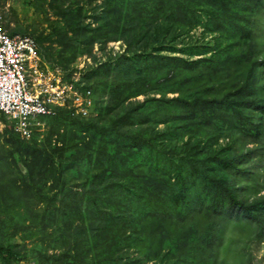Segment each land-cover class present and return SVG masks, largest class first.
I'll use <instances>...</instances> for the list:
<instances>
[{
  "label": "trees",
  "instance_id": "trees-1",
  "mask_svg": "<svg viewBox=\"0 0 264 264\" xmlns=\"http://www.w3.org/2000/svg\"><path fill=\"white\" fill-rule=\"evenodd\" d=\"M102 1L105 21L98 29L106 32L105 39L117 34L127 48L115 65L108 61L99 67L90 65L87 79L95 78L90 86L71 81L80 91L91 90L94 115H82L66 102L41 116L46 129L32 126L30 139L15 130L13 120L4 130L10 155L16 150L24 157L23 169L10 189L16 200L26 204L22 226L11 229V238L0 236V264H21L27 257L21 248L38 264H145L146 258L154 264H259L249 245L264 239V0H142L137 5L133 0ZM120 3L131 7L120 12ZM50 4L64 21L58 35L67 42L84 43V36L69 35L74 5L68 0ZM48 20L51 26L55 22ZM77 20L85 35L87 25ZM211 24L214 43L209 56L189 60L173 55L178 42L188 44L192 29ZM16 32L12 29L8 34ZM48 39L43 33L36 37L40 45ZM92 42L84 48L75 46L74 51H90ZM39 53L49 58L41 49ZM163 66L166 72L161 74ZM100 68L112 74L97 77ZM224 71L229 74L221 85L217 74ZM185 73L214 77L211 83L206 81L205 89L212 95L195 92L188 113L192 122L196 115L206 120L195 118L189 123L191 131L173 142L163 140L170 120L162 116L146 126L140 119L147 115L145 108L153 106L158 112L181 98L146 92L163 86L155 83L158 78L178 83ZM111 75L110 84L121 87L116 97L123 96L109 104L119 106L116 115L102 120V106L92 88L107 83ZM141 93L146 95L142 100L134 98ZM211 105L238 115L237 119L212 112ZM236 123L244 134L242 145L253 144L246 149L248 163L243 170L251 171L249 178L258 184L245 178L241 186L246 195L235 191L228 173L214 163L227 156L222 142L240 145L234 133L226 132L228 138L219 142V137L203 130V124H210L220 130L228 125L224 131H230ZM75 125L89 126L92 136L73 131L70 126ZM128 133L137 134V143H120ZM175 148L181 149V155ZM68 173L75 176L73 181L66 178ZM19 228L39 231L37 241L27 247L15 238ZM142 241L153 251L152 258L140 248ZM139 250L145 258L135 259Z\"/></svg>",
  "mask_w": 264,
  "mask_h": 264
},
{
  "label": "rangeland",
  "instance_id": "rangeland-1",
  "mask_svg": "<svg viewBox=\"0 0 264 264\" xmlns=\"http://www.w3.org/2000/svg\"><path fill=\"white\" fill-rule=\"evenodd\" d=\"M51 0H5L0 4L1 14L3 16L2 25L9 32L12 29H16V34L26 33L32 36L37 45V54L40 61V67L44 70L49 69L51 73V78L55 79V82L61 88L67 89L68 91H74V88L70 84V81L75 82L77 84H81L82 86H90L89 82H94V76L91 77V81L88 78V69H92L90 65H94L99 67L101 63L104 61H108L111 65H115L118 56L125 52L126 44L122 38H120L117 34H115L113 38L105 39L106 32L100 31L98 28L102 26V22L105 21V14L103 9H105L106 5H102V0H68L70 1L74 7L72 14V22L69 27V35H75L78 38L84 36V43H80L76 40H71V42H67L65 38L60 37L59 31L61 26L64 25V21L62 16L60 17L55 11V8L51 7ZM59 0H57L58 2ZM114 2H118L119 0H113ZM136 1L137 4H142V0H133ZM101 5L102 7H99ZM112 6V2H108V6ZM142 6V5H140ZM131 5L125 3L119 4L117 10L121 12V10L130 9ZM142 10L141 12H143ZM48 17V18H47ZM47 19V20H46ZM48 19H53L55 22L53 25H50ZM85 22L86 26V34L82 35L80 33L81 24H79L78 20ZM120 31V29H119ZM213 32L212 24L210 26L202 27L198 25L196 28L192 29L189 33V38L186 39L188 42L187 45L178 42L173 52V55L183 56L189 60H194L198 58H203L209 56L213 52ZM39 33H43L44 36H48V41H42L41 45L36 41V37L39 36ZM64 44H61L58 39ZM90 40H93L91 44L90 51H84L85 53H78L74 51V47L84 48V46L90 43ZM50 46L48 50L44 49L47 46ZM39 46V48H38ZM39 49L44 54L43 58L39 53ZM65 52V53H64ZM75 52V53H74ZM170 52L168 49L164 54ZM48 53V54H47ZM64 53V55H63ZM162 62V61H161ZM160 62V63H161ZM65 64L69 65V70H63V66ZM161 74L166 72V68L163 66L160 68ZM190 71V68H189ZM192 72V71H191ZM112 74L110 70L106 73L103 71V68H100L99 71H96L97 77L100 74ZM159 73V71H158ZM195 74V75H194ZM185 73L182 77V81L175 83L173 81L165 82L163 78H158V84H162L161 88L158 91L149 90L146 93L149 95H154L156 97H160L162 93L165 94V97H180V101L175 102L174 105H169L166 107H159L158 112H154L153 106H149L145 108L147 115L140 119L144 125L148 126L149 124H153L151 120H160L162 116H165L166 119L171 121V124L168 128H166V136L163 140L169 138L171 142L175 141L181 133L188 130L190 127L189 123H193L196 121L206 120L205 116L196 115L192 122V116H188L189 111L191 110V106L193 103L194 93L199 91L201 94H207V96H211L212 93H208L205 91L206 89V81L211 83V79L214 77L212 75L206 74L203 77H200L197 73ZM229 74L228 71H224L218 73V78L221 85L224 84L226 76ZM70 77V79L66 78V76ZM159 77V76H158ZM114 79V76L111 75L107 81V83H102L103 85L93 87V91L95 93V97L99 101L100 107L102 106L103 114L101 116L102 120H110L111 116H115L117 113V108L119 106H111L109 105L112 98L120 100L123 95L116 97V93L121 89V87H117L116 85L110 84ZM181 79V78H180ZM106 80V75L103 77V81ZM154 83V82H153ZM157 84V85H158ZM80 85V86H81ZM153 89V88H152ZM180 89L179 91H177ZM90 94L92 92L90 90ZM115 98H114V97ZM146 95L141 93L138 96L134 97L136 99L142 100ZM93 96V98L95 99ZM215 97L220 98L221 95L215 94ZM133 98V99H134ZM131 99V100H133ZM130 99L126 100L127 103ZM197 100L201 104L203 103V98L198 96ZM98 103V102H97ZM113 108L109 110V108ZM156 109V108H155ZM212 112L222 114V115H232L233 119H237L238 115L226 112V110L218 108L214 105H211ZM248 113H251V110H248ZM94 115V112H93ZM138 119L131 117L129 120ZM235 119V120H236ZM33 122V119L30 118ZM34 120L44 122V118L41 115H38L34 118ZM10 120L0 113V143L5 144V148L3 147L0 150V236L3 239H8L12 237V228L15 226H22V219L24 218L23 205L26 202H20L16 200L15 193L10 189L12 182L15 178H19V171L23 169V158H20L19 154L14 150V145L11 146V149L14 150L13 154L10 155L9 145L10 140L5 136L4 130L7 126H10ZM46 123V122H45ZM44 126V127H43ZM41 126L42 130L45 131V125ZM73 131H79L78 133L83 131V134L92 136V130L89 126H70ZM69 127V129H70ZM159 128H163V124H158ZM228 125L223 127V130H220L216 127L211 126L210 124H203V130L206 132H210L213 137H219L218 141L221 142L222 139H227L225 136L226 132L234 133V138L239 141L240 145H228L226 142H222L224 151L227 153L226 157H221L217 159L218 161H214L216 165L219 166V163L222 165V170L228 173L230 178V184L239 194L246 195L244 190L242 189L241 184L245 181V178H248L250 183L257 185V181L255 179H250L249 175L251 173H246L243 169L247 165V158L245 157L246 149L248 147H252L253 144L250 143L248 145H242L243 133L240 131L239 125L232 124V128L230 131H224L227 129ZM34 134V133H33ZM98 136V135H97ZM96 136V137H97ZM32 137V135H31ZM30 136L27 139L31 138ZM137 134L136 133H128L126 138L122 137V144L128 143H137ZM26 138V137H24ZM41 138V136H40ZM186 139V136H184ZM212 144V140L210 141ZM71 143L68 142V145ZM181 149L175 148L176 154L181 155ZM240 153V156H238ZM264 153V152H263ZM257 155H259V151H257ZM233 157V158H232ZM197 175L194 173V176ZM66 178L70 181H73L75 178L74 175L68 173L65 175ZM83 174L78 177H82ZM49 184V183H48ZM54 191V190H53ZM44 192V188H41V195ZM55 192V191H54ZM201 195L206 198H209V195L204 191H198ZM50 192L49 194H51ZM25 201V200H24ZM35 201V199H34ZM24 220V219H23ZM16 235L15 238H21L26 242L27 247H30L35 243L39 237L38 233L35 229L22 230ZM58 247L53 249H49L48 252L52 250L55 251ZM140 248L142 251L149 255L152 258L153 251L147 250L144 241L140 243ZM250 254L253 257L254 262L259 264H264V239L260 243H250L249 245ZM22 251V252H21ZM21 254L27 255L26 259H24L21 264H38L35 260L36 257L29 255L27 250L20 249ZM136 258H145L140 250L139 254L135 255ZM134 260V259H133ZM153 259L146 258L145 264H154Z\"/></svg>",
  "mask_w": 264,
  "mask_h": 264
},
{
  "label": "built area",
  "instance_id": "built-area-1",
  "mask_svg": "<svg viewBox=\"0 0 264 264\" xmlns=\"http://www.w3.org/2000/svg\"><path fill=\"white\" fill-rule=\"evenodd\" d=\"M2 19L0 9V111L15 122V130L29 137L32 126L44 124L34 120L36 116L53 113L52 108L66 102L82 115L95 113L90 90L80 91L71 81L74 91L61 88L50 77L52 72L40 67L34 38L9 35Z\"/></svg>",
  "mask_w": 264,
  "mask_h": 264
}]
</instances>
